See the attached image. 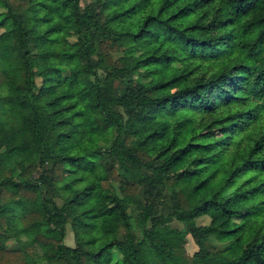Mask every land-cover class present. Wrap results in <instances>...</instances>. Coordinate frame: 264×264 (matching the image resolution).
I'll return each instance as SVG.
<instances>
[{
	"label": "trees",
	"instance_id": "obj_1",
	"mask_svg": "<svg viewBox=\"0 0 264 264\" xmlns=\"http://www.w3.org/2000/svg\"><path fill=\"white\" fill-rule=\"evenodd\" d=\"M0 230V264H264V0H0Z\"/></svg>",
	"mask_w": 264,
	"mask_h": 264
},
{
	"label": "rangeland",
	"instance_id": "obj_2",
	"mask_svg": "<svg viewBox=\"0 0 264 264\" xmlns=\"http://www.w3.org/2000/svg\"><path fill=\"white\" fill-rule=\"evenodd\" d=\"M1 92L4 94H11L12 93V91L6 86H3L1 88ZM10 119L11 120H17L18 117L16 114H12L10 116ZM218 163L221 165L224 163V160L222 157L218 158ZM13 213L17 214L18 210H14ZM212 213H213V211H209L206 215L197 217L195 219V222L196 223H206L209 215ZM19 239H23V236H19ZM64 242L69 244V245L74 244L73 235H72V232L69 229L68 225H66V233L64 235ZM0 243H2L6 248H15L18 245V240L15 239V237L13 236L12 233L4 232V231L0 230ZM205 244L209 247H213V246H217V245H219V246L224 245V244L215 242L213 239H206ZM182 246H183V251L187 256H189L196 249V245L193 243L192 238L188 233L185 234L184 242H183ZM37 251H38V256L35 258L34 261L28 260V264H31L32 262H34L35 264H43V261H42L43 257L40 254V251L38 249H37Z\"/></svg>",
	"mask_w": 264,
	"mask_h": 264
}]
</instances>
